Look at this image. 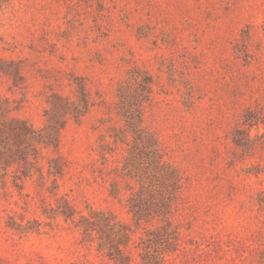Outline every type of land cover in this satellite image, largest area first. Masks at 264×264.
<instances>
[{
	"label": "rangeland",
	"instance_id": "rangeland-1",
	"mask_svg": "<svg viewBox=\"0 0 264 264\" xmlns=\"http://www.w3.org/2000/svg\"><path fill=\"white\" fill-rule=\"evenodd\" d=\"M165 241L264 264V0H0V264Z\"/></svg>",
	"mask_w": 264,
	"mask_h": 264
},
{
	"label": "trees",
	"instance_id": "trees-1",
	"mask_svg": "<svg viewBox=\"0 0 264 264\" xmlns=\"http://www.w3.org/2000/svg\"><path fill=\"white\" fill-rule=\"evenodd\" d=\"M55 131H56V129H55ZM131 207H132L133 213L135 215L136 223L139 224V222L141 220H143L144 217L139 213V211L137 210L136 205L132 204ZM164 250H169V251L175 250L174 243L172 241H165V243L162 244V247L154 252L155 256L152 258L153 264H160L163 261V259H164V254H163Z\"/></svg>",
	"mask_w": 264,
	"mask_h": 264
}]
</instances>
